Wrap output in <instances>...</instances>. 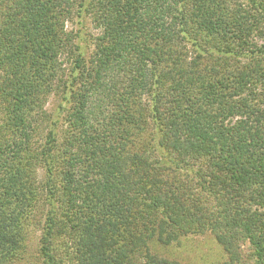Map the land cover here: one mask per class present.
<instances>
[{
  "label": "trees",
  "instance_id": "trees-1",
  "mask_svg": "<svg viewBox=\"0 0 264 264\" xmlns=\"http://www.w3.org/2000/svg\"><path fill=\"white\" fill-rule=\"evenodd\" d=\"M246 1L0 0V264L32 231L41 264H178L150 243L200 229L223 264L241 242L264 264V0Z\"/></svg>",
  "mask_w": 264,
  "mask_h": 264
},
{
  "label": "rangeland",
  "instance_id": "rangeland-1",
  "mask_svg": "<svg viewBox=\"0 0 264 264\" xmlns=\"http://www.w3.org/2000/svg\"><path fill=\"white\" fill-rule=\"evenodd\" d=\"M230 3L243 6L248 5L246 0H230ZM260 26L264 30V18L260 22ZM87 28H89V26ZM254 35H256V32ZM254 40L264 41V38H257ZM53 104L54 101H51V106ZM194 169L198 168L195 167ZM189 176L193 181L192 186L197 190V205L204 211H210L212 214L216 213L218 201H216L211 195H208V192L203 191L204 188L198 184L203 180L194 179L195 175L194 173H190V170L188 173V177ZM188 177H186V180ZM38 240V232L32 231L27 239V253L25 260L17 264H41L38 251ZM150 251L152 254H155L160 258L174 261L178 264H223L229 261L226 252L217 242L215 235L208 229H200V231L194 233L188 232L180 236L176 242L168 245L153 241L150 243ZM239 254V259L236 261V264H254V260L251 257V248L247 242L239 243ZM59 258L62 261L61 264H75L72 252L70 256H59Z\"/></svg>",
  "mask_w": 264,
  "mask_h": 264
}]
</instances>
